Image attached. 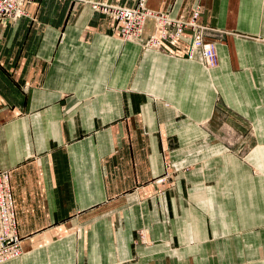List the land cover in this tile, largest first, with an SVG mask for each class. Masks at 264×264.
Returning a JSON list of instances; mask_svg holds the SVG:
<instances>
[{
    "label": "crops",
    "instance_id": "crops-1",
    "mask_svg": "<svg viewBox=\"0 0 264 264\" xmlns=\"http://www.w3.org/2000/svg\"><path fill=\"white\" fill-rule=\"evenodd\" d=\"M94 2L139 0H29L0 21L22 247L0 264H264V0H146L198 8L211 68L188 56L191 29L150 48Z\"/></svg>",
    "mask_w": 264,
    "mask_h": 264
},
{
    "label": "built area",
    "instance_id": "built-area-1",
    "mask_svg": "<svg viewBox=\"0 0 264 264\" xmlns=\"http://www.w3.org/2000/svg\"><path fill=\"white\" fill-rule=\"evenodd\" d=\"M29 0H0V21H14L24 14L23 6ZM94 8L110 13L117 22V28L124 40H139L145 46L169 51L174 47L187 29H191V48L188 56L200 58L206 67L216 66L219 62L216 44L205 39L206 27L193 18L184 19L172 16L167 10L148 8L146 0H139L135 7L124 4L113 5L107 2H94ZM154 22L155 31L145 36L146 24ZM21 238L17 229L15 202L10 184L8 169L0 167V263L21 254Z\"/></svg>",
    "mask_w": 264,
    "mask_h": 264
},
{
    "label": "rangeland",
    "instance_id": "rangeland-1",
    "mask_svg": "<svg viewBox=\"0 0 264 264\" xmlns=\"http://www.w3.org/2000/svg\"><path fill=\"white\" fill-rule=\"evenodd\" d=\"M141 233H142V232H139V236H138L140 240L143 239V237H142V236H143V233H142V234H141Z\"/></svg>",
    "mask_w": 264,
    "mask_h": 264
}]
</instances>
